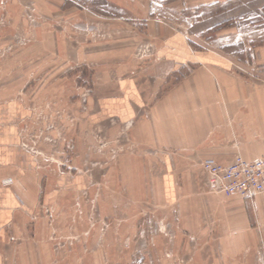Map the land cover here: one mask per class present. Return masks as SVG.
I'll use <instances>...</instances> for the list:
<instances>
[{
	"label": "rangeland",
	"instance_id": "1",
	"mask_svg": "<svg viewBox=\"0 0 264 264\" xmlns=\"http://www.w3.org/2000/svg\"><path fill=\"white\" fill-rule=\"evenodd\" d=\"M116 2L0 0V104L14 98L25 104L22 144L39 166L36 174L44 185L17 228L7 264L199 260L200 222L194 216L209 197L205 148H162L147 135L133 137L134 121L107 119L93 98L105 67L133 63L142 69L165 62V45L155 43L151 22L182 33L194 59L166 68L155 81L158 87L211 91L223 80L225 90L234 87L240 96L255 92L262 97L264 0H224L168 14V0H141V7L129 4L132 12L122 20L115 19ZM144 7L150 13L136 17V8ZM246 100H240L241 109L246 110ZM181 101L172 104L175 124L189 117L179 109ZM198 103L187 106L199 126ZM178 127L184 138L183 126Z\"/></svg>",
	"mask_w": 264,
	"mask_h": 264
},
{
	"label": "crops",
	"instance_id": "2",
	"mask_svg": "<svg viewBox=\"0 0 264 264\" xmlns=\"http://www.w3.org/2000/svg\"><path fill=\"white\" fill-rule=\"evenodd\" d=\"M219 1L224 0H168L166 4L170 10L166 13L174 8L185 9ZM140 2L118 0L115 4L119 7V13H115V19L129 17V11L132 12L129 4L132 7V3H135L141 7ZM136 11V17L150 13L146 7L144 10L136 8ZM146 17H150V14ZM151 23L149 30L155 43L158 41L165 45V62H151L152 66L142 69L135 68L137 65L133 63L119 66L118 69L105 67L99 75V92L93 98L95 103L98 98L101 113L107 119L134 121L133 137L142 138L147 135L151 143L158 147L187 145V148H193L198 144L202 149L205 148L202 152L206 159L222 164L231 163L237 154L250 161L263 157L264 93L262 97H257L255 92L248 94V97L240 96L239 90L234 87L225 90L223 80H217L221 90L217 84L215 90L202 89L199 92L166 91L168 86L158 87L157 77L163 76L166 68H174L179 62L194 59L182 33L174 34L169 28L152 26ZM121 24L125 25L123 22ZM200 57L201 60H208L207 55ZM119 76H122L119 81L110 84L111 79ZM199 77L201 81L205 79L207 82V76L200 74ZM244 98H248L246 110L240 108V100ZM179 99L184 100L179 102V109L189 117L186 116L184 120L181 118V123L175 124L173 114H176V108L172 104L175 105ZM197 100L200 106L199 126L190 116L193 115L192 108L187 106L196 105ZM27 114L26 106L19 98L0 104V264H7L11 241L17 228L24 225L26 215L33 211L32 204L38 191L40 194L38 189L44 186L43 180L36 174L39 166L32 153L22 144L21 126ZM145 114L149 116L148 119ZM159 114L164 116L161 121L156 120ZM139 119H146L147 123ZM179 125L183 126L184 138L179 135L181 132H176V128L180 130ZM244 130L247 131L245 134ZM189 157L192 155L189 154L187 160H190ZM206 186L209 191L206 199L208 202L202 203L199 215L194 216L199 218L198 231L202 241L197 264H264V192L254 199L232 195L222 200V194L213 191L209 175ZM45 191L43 200L49 196ZM54 194H57V190Z\"/></svg>",
	"mask_w": 264,
	"mask_h": 264
},
{
	"label": "built area",
	"instance_id": "3",
	"mask_svg": "<svg viewBox=\"0 0 264 264\" xmlns=\"http://www.w3.org/2000/svg\"><path fill=\"white\" fill-rule=\"evenodd\" d=\"M202 165L215 193L254 198L264 192V156L250 161L237 155L229 164L208 159Z\"/></svg>",
	"mask_w": 264,
	"mask_h": 264
}]
</instances>
